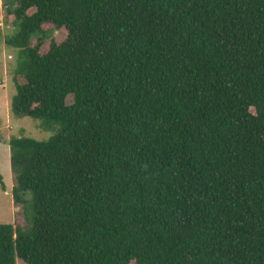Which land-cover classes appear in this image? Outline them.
Segmentation results:
<instances>
[{
	"label": "trees",
	"instance_id": "obj_1",
	"mask_svg": "<svg viewBox=\"0 0 264 264\" xmlns=\"http://www.w3.org/2000/svg\"><path fill=\"white\" fill-rule=\"evenodd\" d=\"M0 1V264H264V0Z\"/></svg>",
	"mask_w": 264,
	"mask_h": 264
},
{
	"label": "rangeland",
	"instance_id": "obj_2",
	"mask_svg": "<svg viewBox=\"0 0 264 264\" xmlns=\"http://www.w3.org/2000/svg\"><path fill=\"white\" fill-rule=\"evenodd\" d=\"M10 31L11 26L0 1V176L5 185L4 190L0 188V223H13L17 210L10 194L13 178L6 141L12 136L44 140L56 130L44 129L40 120L28 116L16 117L10 111V98L14 92L11 71L15 64V49L7 46L3 40ZM51 35L58 41L65 37V32L62 29L53 30Z\"/></svg>",
	"mask_w": 264,
	"mask_h": 264
}]
</instances>
